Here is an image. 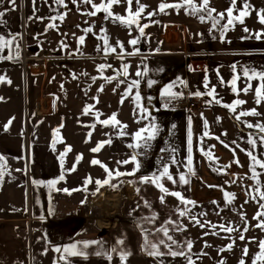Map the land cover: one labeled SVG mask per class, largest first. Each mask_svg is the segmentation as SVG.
Masks as SVG:
<instances>
[{
	"label": "rangeland",
	"instance_id": "rangeland-1",
	"mask_svg": "<svg viewBox=\"0 0 264 264\" xmlns=\"http://www.w3.org/2000/svg\"><path fill=\"white\" fill-rule=\"evenodd\" d=\"M182 2L183 0H139L140 4L146 5L145 12L141 14L140 24L149 26L145 28L144 35L140 36L136 26L128 28L115 22L116 45L123 51L121 53L123 56L113 60L99 57L97 59L100 63H98L92 59L78 58L76 55L67 58L63 56L64 54L60 55L49 49L41 52L44 46L47 47L54 41L52 39L41 43L38 39L36 46H39L41 51L29 53V64H42L46 69L27 66L24 90L27 91L34 80V86L32 85L31 88L36 92V96L29 106H26L22 132L20 134L0 133V157H3L4 165L0 168V172L3 173L0 176V188H4L5 191L26 190V204H32L36 206L35 210L38 209L32 215L46 218L36 222H47L43 225L36 223L35 237H39L38 234L41 231H46L49 238H61V242L67 239V246L77 244L79 250L87 253L79 264H125L120 259L121 252H131L126 264H188L184 256L172 257L167 254L168 248L165 244L172 242L168 241L163 232L157 231L161 227L168 228V234L177 242L172 244V250L184 251L191 257L194 264H221V261L224 264H239L241 259L245 261V264H253L255 255L260 251L259 242L264 241V228L256 226L264 220V215L254 219L258 212H264V209L260 207L264 204V198L260 196V192H264V168L256 165V172L259 175L257 179H252L251 160L246 154V150H251L258 160L264 162V144H261L259 139L261 134L258 129L249 127H234V131L231 132L210 133L200 124L201 118L203 119L201 112L207 109L210 99L207 90L204 89L207 78L206 75L194 72L196 65L190 62L189 57L178 53L183 50L203 51L204 45L211 42L207 40L210 38L207 37V32L209 27L212 28V21L206 19L201 22L200 13L190 14L187 6L181 7L178 11L175 8H168L164 12H159L158 6L161 3ZM246 2L250 6L248 9L250 14L244 17L243 24L235 22L234 28L230 27L225 33L228 37L222 40L226 39L228 42L232 40L234 45H239L241 42L245 45H252V43L261 45L264 43V36L261 39H255L254 36L264 31V24H261L258 19L259 10L264 9V0H247ZM106 3L107 0H105ZM194 3L199 5L202 0H194ZM230 4L231 0H211L210 6L217 12H224ZM127 8L126 0H121L120 3L112 6L111 11L114 14L127 16ZM131 8L133 12L138 9L136 0H133ZM242 8L243 6L236 5L233 15H238V10ZM149 12H155V15L149 17L147 15ZM226 22L227 17L221 20L220 24ZM168 25H174L178 29L179 39L175 42L172 39L173 28ZM245 27L249 29V32L244 31ZM70 29L73 28L69 25V31ZM52 33L53 30L47 32L49 36ZM137 37H139L138 43L131 45L129 41ZM119 42L123 43V48L119 46ZM28 43L29 39L26 45ZM144 48L145 51H142ZM129 53L134 54L129 55ZM200 59L203 58H194V61ZM66 60L79 61L68 63ZM102 64L106 65L103 70L99 68ZM125 65H128L127 76L123 75ZM137 72H141L142 75L137 76ZM76 77L77 84L72 81L70 85L65 80ZM93 77L96 79L93 80ZM107 77H114L110 81L119 83L118 89L121 88L123 91V105L122 108H118L116 114L121 125L127 126L123 128L126 133L123 136L119 134L120 126L99 125V120L109 119L105 113L100 115L99 120L96 115H93L97 112L98 106L102 108L103 103L93 99V96L98 98V92L101 91L98 82L103 80L108 83ZM61 79L64 80L61 81ZM134 80L148 82L151 90L148 91L147 100L140 95V100L136 101L135 95L139 85L133 87L130 95H126L129 84ZM150 81L152 83H149ZM51 84L54 90H58L57 94L51 90ZM172 84L179 90L176 94L172 93L174 95L170 97L165 93L166 90L170 92L173 90L168 89ZM196 85H199L200 89ZM63 88L67 95H61L59 90ZM118 89L117 94L120 96ZM196 92L204 95H193ZM45 96L53 98L50 99L51 111L48 114H45L48 112L47 100L38 102L39 98ZM115 98L111 95L114 105ZM190 98L197 100L194 108L175 105L176 100ZM240 100L246 101L244 105L247 107L251 100H256L255 94L248 93L246 99ZM89 105L92 107L89 113L85 114L84 109ZM43 106L44 114L40 111ZM140 107L148 109V113L144 114L148 116V119H140ZM261 107H264V102ZM11 111L12 108L6 110L4 117L11 114ZM151 123H154L159 131L156 138L150 141L149 146L139 149L129 148L128 144L135 143L134 133ZM248 124H264V111L254 120L249 119ZM92 125H95V128H92ZM241 129L248 131L246 133L237 131ZM189 131L192 137L194 175L188 174L186 167ZM89 132H91L90 138ZM205 132H208L207 136H204ZM19 138L21 144H24L22 157L19 156ZM250 138L257 140L255 149L248 143ZM109 139L112 141L111 144H105L99 152L91 151L101 141ZM69 147L70 151L67 150ZM32 148L35 157L38 158L34 161L31 156ZM201 148L204 152L210 150L213 159L209 160L204 152L200 151ZM134 152L138 153L139 170L134 175L115 176L117 169L122 173L133 171L134 162L128 164L117 162L129 160ZM61 154H65L63 161H61ZM81 154L82 159L77 163V157ZM173 157L176 163H171ZM43 158L48 165L37 163ZM93 159L101 161L113 171L111 184L118 185L117 188L110 185L101 187L95 183L97 180L108 179V176L103 167L91 163ZM236 159L239 160L238 164L234 162ZM165 165L169 167L170 173L177 182L173 183L163 177L161 183L169 189V192L182 193L186 199L194 201V205L182 204L179 198L164 194L155 185L141 181L140 178L143 176L159 174ZM74 166L75 171H72ZM43 169H51L60 176L63 175L64 179L57 181L52 189L47 182L34 184V180L39 181L37 174L44 172ZM181 172L186 174L188 184L179 181ZM89 177L92 183L85 184ZM97 187L99 192L93 195ZM137 188L139 192L136 191ZM63 189L69 191L65 192ZM30 192L32 203L28 201ZM102 192H105L104 200L95 203L94 198ZM225 193L235 194L231 203L228 202L229 198H226ZM162 195H164L163 203L160 200ZM3 201L15 205L22 203L20 198ZM82 201L85 202L81 203ZM58 205L63 208L58 209ZM44 206H51L52 209L43 210ZM182 209H188L185 215H180ZM19 215L23 214L19 213ZM193 216L205 226L200 227V224L191 218ZM106 217L111 218L114 227L103 228L102 221ZM172 221L175 223H171ZM212 225L216 227L213 228ZM220 225L235 230L229 233L220 228ZM178 228L183 230L178 231ZM245 228L247 231H244ZM240 235L244 236L243 240L239 239ZM145 236L150 244L165 241V244L159 245L160 251L165 255L161 257L147 255L142 250L145 245ZM120 240L124 243L120 244ZM84 241H100L101 243L85 246L80 243ZM188 241L192 242L190 251L187 248ZM229 244L233 245L231 250H227ZM35 247V257L31 255V260L37 261L38 246ZM49 247L54 251V245ZM245 247L248 249L246 256L243 254ZM112 249L116 251L113 252ZM221 249L224 250L221 251ZM98 251L111 255V260L106 255H96ZM75 257L78 259V256Z\"/></svg>",
	"mask_w": 264,
	"mask_h": 264
},
{
	"label": "crops",
	"instance_id": "crops-1",
	"mask_svg": "<svg viewBox=\"0 0 264 264\" xmlns=\"http://www.w3.org/2000/svg\"><path fill=\"white\" fill-rule=\"evenodd\" d=\"M243 2L244 0H236V5L243 6ZM93 4H105V0H91V3L88 4H85L83 0H75V3L73 0H64L63 5L57 4L56 0H35V4H33V0H15L14 3L12 0H0V12L4 13L2 21H0V35H3L5 39H11L13 35L16 36V40L13 41L12 46L10 48H4V50L0 52V56L5 57L0 59V77L4 78L0 80L1 134H20L22 132L26 118V106H29V103L33 101L36 96V92L31 88L32 85L34 86V80L29 89L27 91L24 90L26 82L25 72L28 70L27 66L32 68L43 67L46 69L42 64L31 65L28 62L30 58L29 53L31 51H41L40 47L36 46L38 39L41 40L40 43L47 39L54 40L51 44L47 45V47L44 46L41 52L49 49L50 51H55L57 54H64L63 56L67 58H72L76 55L78 58L92 59V61L100 63L97 59L99 57L113 60L114 58L123 56V54H121L123 51L116 45L117 27L114 28L115 21L112 18L106 19V13L103 11L98 12L95 16L88 15L87 13L95 11ZM52 10L55 11L53 12ZM65 13L64 19L60 20L59 16ZM53 17H55V19H52ZM52 23L56 24L57 27L49 28L48 25ZM69 25L70 28H73L70 29V31ZM169 26L173 28L174 34L172 35V39H174L173 42H175L179 39L178 29L175 28L174 25H168V27ZM88 28H91L92 31L85 32V29ZM102 29L104 31H102ZM49 30H53L50 36L47 34ZM105 35L108 38V44L115 47V52L106 53L104 51L106 46L101 37ZM81 36H84L83 44L79 41V37ZM207 37H210L207 40L211 42L204 45L205 48L203 51L183 50L181 53L175 51L178 54L189 57L190 62L196 65L195 73L206 75L207 87H204V89L207 90V93L213 88L215 89V100H213L212 96H209V101L212 102L210 103L208 101L209 104H207V109H203L202 112L199 110L203 117V119L201 118L200 124L203 125V129L207 128L210 133L231 132L234 131V127H248V120H254V118L259 115L242 116L239 121L234 117L239 115L241 111H250L252 109H256L258 113L263 112L264 107L262 108L261 106H263L264 101L257 104L256 100H251L250 105L247 107H245L244 104L237 106L235 113L224 107V105L231 104L237 99H246V94L248 93L255 94V89L259 83L258 79L251 80L252 87L247 93L242 91L248 83V80L243 76V70L244 68H248L250 75L253 70L256 72L264 71V43L261 45L258 43L245 45L241 42L239 45H234L232 40L228 42L226 39H221L219 28L213 29L211 27H209ZM227 37V35H224L223 38ZM28 39L29 43L26 45ZM252 42L256 41L252 40ZM17 43L19 44L18 55ZM8 56H12L13 59H7L6 57ZM194 58L203 59L194 61ZM75 61L79 60H66L68 63H73ZM233 65H235V69H233ZM234 76L239 77L236 84L239 90L238 94L233 92L230 83ZM63 80L64 79H61V81ZM65 80L70 85L72 81H75V84H77V77L74 79L66 78ZM55 82L59 83L58 81ZM98 84L103 90L98 92V98L93 96V99H98V101H102L103 103L101 105L102 108L98 106L96 111L101 115L105 113L108 117H111L113 113L117 114L118 108H122L123 105V102H121L123 101V91H121V88L118 89L119 83L116 81H109L106 83L100 80ZM196 87L200 89L199 85H196ZM117 89L120 92V96L117 94ZM168 89H173L171 93L175 92V94L179 90L174 84ZM51 90H54L52 84ZM150 90L148 82L141 80L137 91H139V94L143 98L145 97V100L148 99L147 94ZM57 91L58 90L55 89L53 92L57 94ZM59 91L61 95H67L64 93V88ZM111 95L116 97L115 105L112 103L113 100L111 99ZM51 96L53 97V95ZM52 97L45 96L38 99V102L47 100L46 108L48 112L45 114L51 111L50 99ZM216 101H219V103ZM11 108V114L5 118L3 114L6 110L8 111ZM18 123L19 125H17ZM6 125L7 128H5ZM99 125L103 126L102 124ZM237 131L246 133L248 130L241 129ZM19 141L20 138L18 143ZM33 148L31 156L34 161V159L38 158L35 157ZM19 153V156H24V144H21V141ZM37 163L48 165L45 158L39 159ZM43 171L44 172L39 175L37 174L39 181H44L46 183L54 180H61L60 174L53 172L51 169H43ZM26 192V190L18 189L5 191L4 188H0V264H79L82 262L83 256H81V259H79L80 256H78L79 261H77L78 259L75 256H70L63 251H55L56 248L63 249L67 247V239L61 242V238H49L50 236H48L46 231H41V233L38 234L39 237H35L36 232L34 229L36 223H41L43 225V223L47 222H36V220H43L46 218L44 216L32 215V213L34 214L38 209L35 210L34 207L36 208V206L32 204H26ZM11 198H20L22 203H17L18 205L9 203L8 201L4 203L3 200H11ZM28 201L30 203L33 201L31 200V192ZM46 208L52 209L51 206H44L43 210H46ZM57 208L61 209L63 207L58 205ZM27 210H29V212ZM19 213L23 215H19ZM36 245L38 246L37 261L34 259L31 260V255L35 257ZM53 245L55 246L54 251L53 248L50 249L49 247Z\"/></svg>",
	"mask_w": 264,
	"mask_h": 264
},
{
	"label": "snow or ice",
	"instance_id": "snow-or-ice-1",
	"mask_svg": "<svg viewBox=\"0 0 264 264\" xmlns=\"http://www.w3.org/2000/svg\"><path fill=\"white\" fill-rule=\"evenodd\" d=\"M12 2L14 3L15 0H12ZM73 2L75 3V0H73ZM83 2L85 4H88V3H91V0H83ZM120 2H121V0H107L106 4H101V5L93 4V8H95V11L89 12L87 14L95 16V15H97L98 12L103 11V12L106 13V17H105L106 19L107 18H112L115 22H119V23L123 24L124 26H126L128 28H131L132 26H136L138 28V30H139L140 36H143L145 28H147L149 26L148 24H144V25L140 24L141 14L145 12L146 5L140 4L139 0H136V3L138 4V9L135 12H133L132 8H131L133 0H126V3L128 5L127 16H124V15L114 14L111 11L112 6L114 4H118ZM56 3L63 5L64 4V0H56ZM33 4H35V0H33ZM210 4H211V0H202V3L199 4V5H196L194 3V0H183L182 3H177V4L161 3L158 6V9H159V12H164L168 8H175L178 11L181 7L187 6L188 9L190 10V14L196 15V14L200 13L199 19H200L201 22H204L206 19L207 20H211L213 29H216L218 27V25H219L221 39H223L225 33L227 32V30H229L230 27L234 28L235 22H239L240 24H243L244 23V17L250 14V12L248 11L250 6L246 2V0H244V2H243V8L241 10H238V15H235V16L233 15V12H234V9H235V6H236V0H231L230 6L224 12H217V10L215 8H212L210 6ZM214 13H215V15H213ZM3 15H4V13L0 12V21H2ZM65 15H66V13L63 14V15H60L59 19L63 20ZM147 15L149 17H151V16L155 15V12H149V13H147ZM225 17H227V22L224 23V24H220V21L224 20ZM52 19H55V17H53ZM258 19H259V22L261 24H264V9L259 10ZM157 23H158V21H157ZM48 27L49 28H56L57 26H56V24L52 23V24H49ZM90 31H92L91 28L85 29V32H90ZM102 31H104V30L102 29ZM244 31L245 32H249V29L245 27ZM262 36H264V31L256 33L254 38L255 39H261ZM101 39L104 41V44L106 46L104 48V51L106 53L107 52H115L116 51L115 47H112V46H110L108 44V38H107L106 35L102 36ZM15 40H16V36L15 35H13L11 39H5V37L3 35H0V52H2L4 50V48H6V47L10 48L12 46V44H13V41H15ZM138 40H139V37L133 38V39H131L129 41V43L131 45H136L138 43ZM79 41H80L81 44H83L84 36L79 37ZM62 44H63V42H62ZM119 46L121 48L124 47L122 42H119ZM16 47H17V49H19V44L18 43L16 44ZM18 54L19 53L17 52V55ZM132 54H134V53H129V55H132ZM3 58H5V57L0 56V59H3ZM6 58L7 59H13L12 56H8ZM105 67H106V65H103V64L99 66V68L101 70H103ZM127 67H128V65H125V70L123 72V75H125V76L128 75ZM232 67H233V69H235V65H233ZM117 75H119V73ZM136 75L140 76V75H142V73L141 72H137ZM243 76L248 80V83H247L246 87L242 91L247 93L252 87L251 80L252 79H258L259 83H258L257 88L255 89L256 103L259 104L261 101H264V71L256 72V71L253 70L251 75H250L249 74V69L248 68H244ZM3 79H4L3 77H0V80H3ZM95 79L96 78L93 77V80H95ZM106 79L110 81V80L114 79V77H107ZM238 79H239L238 76H234L233 79L230 81V83L232 85L233 92H236L237 94L239 92V90L236 87ZM121 83H123V81H121ZM139 83H140V81H138V80L132 81L129 84V86H128L126 95H130L131 92H132L133 87L138 86ZM149 83H152V82L150 81ZM205 87H207V83H205ZM102 90H103V88L101 87V91ZM214 93H215V89L213 88L212 90H210L207 93V95L212 96L213 100H215ZM165 94L169 95V96L172 95V93L170 91H168V90H166ZM193 95L200 96V95H204V94L200 93V92H196V93H193ZM135 99H136V101L140 100V94H139L138 91L136 92ZM121 102H123V101H121ZM209 102L211 103L212 101H209ZM216 102L219 103V101H216ZM245 103H246V101L237 99V100L233 101V103H231V104H225L224 107L230 109L233 113H235L236 110H237V106L243 105ZM91 107H92L91 105L87 106L84 109V113L88 114L90 109H91ZM139 111H140V114H141L140 115V119H148V116L144 115L145 113H148V109L147 108L140 107ZM95 115H96L97 119L99 120V116L101 114L99 112H96ZM148 115H150V113ZM247 115H256V116H258V115H260V113H258L256 111V109H252L250 111H241L239 113V115H236L234 118L237 121H239L242 116H247ZM99 123L102 124V125H105V126H107L109 124H112L114 126H120L121 130H120L119 134L121 136L126 134L123 131V128H126L127 126L126 125H121V122L119 120H117L115 113H113V115L111 117H109V119H107V120H99ZM247 126L249 128L255 127L256 129H258L259 133L261 134L260 137H259L260 142H261V144H264V124H257V125L248 124ZM91 127L95 128V125H92ZM5 128H7V125L5 126ZM158 131H159V129L154 123H151L149 126H147L145 128H140L138 131H136L134 133L135 143L128 144V147L132 148V149H139L141 147L149 146L150 141H152V140H154L156 138V135H157ZM57 132H58V130H57ZM207 135H208V132H205L204 136H207ZM88 136H89V138L91 137V132L88 133ZM216 139H219V137H216ZM111 143H112L111 139L106 140V141H101L97 145V147L91 149V151L92 152H99L101 150V148L105 144H111ZM221 143H223V142L221 141ZM248 143L252 146L253 149H255V147L257 145V140L254 139V138H250L248 140ZM67 150L70 151L71 150L70 147ZM200 151L204 152V150L202 148L200 149ZM233 151H235V150L233 149ZM65 154H61V161H63V156ZM246 154L250 157V160H251L250 167H251L252 173H253L251 178L252 179H257L259 173L256 172V165H260L262 168H264V162L258 160L257 157L255 155H253V152L251 150H246ZM137 155H138V153L134 152V154L130 157L129 160H124V161H118L117 162V163H122V164H128L130 162H134L135 163V167H134L132 172L122 173V172H120L117 169L115 171V176L119 177V176H124V175H134L135 172L138 171L139 168H140V163L137 160ZM204 155L207 156L209 158V160L213 159V154H212V152L210 150L204 152ZM80 159H82V154L77 157V163L79 162ZM2 161H3V157H0V168L4 167ZM234 162L238 164L239 160L236 159ZM91 163L94 164V165H100L101 167H103L105 169L106 173H107V176H108V179H105L103 181H100V180L95 181V183L97 185H99L101 187L104 186V185H110L113 188H117L118 187V185L111 184V179L113 178V171L108 169L107 165L103 164L101 161H99L97 159H93ZM171 163H176V160H175L174 157L172 158ZM192 163H193V161H192V137H191V132L189 131V136H188V157H187V165H186V167L188 169V174L194 175L195 172H194V169L192 167ZM71 170L75 171V166ZM214 170L219 171V169H214ZM2 175H3V173L0 172V176H2ZM163 177H166L168 180L172 181L173 183L177 182L176 179H174V177L170 173L169 167L167 165H165L163 167L162 171L159 174H153L150 177L149 176H143L140 179H141V181L143 183H150V184L155 185L164 194H170L172 196H175V197L179 198V200H180V202L182 204H185V205H188V204L194 205L195 204L194 201L186 199L182 195V193H180V192H175V191L169 192V189L164 187V185L161 183V179ZM60 179L63 180L64 176L62 175L60 177ZM179 181L182 182L183 184H188L189 183V180L186 178V174L183 173V172H181L179 174ZM233 182H235V180ZM33 183L34 184H43L45 182L44 181H35L34 180ZM47 183H48L49 188L52 189V188L55 187L57 181L54 180V181H49ZM89 183H92L91 177L87 178L86 181H85V184H89ZM210 187H212V186H210ZM75 190H78V189H75ZM63 191L68 192L69 190L68 189H63ZM136 191L139 192V188H137ZM97 192H99V187H97L96 191L93 192V195H95ZM225 196H226V198H229L228 202L231 203L232 199H234V197H235V194L234 193H225ZM260 196H261V198H264V192H260ZM253 199H255V196H253ZM160 200L163 203L164 195H162L160 197ZM84 202L85 201H82L81 203H84ZM145 203L147 204V202H145ZM260 207L262 209H264V204H261ZM187 211H188V209H182L180 211V215H185L187 213ZM261 215H264V212H258L256 214V216H254V219H259V217ZM191 218L197 224H200V221L195 216H193ZM171 223H175V222L172 221ZM204 226L205 225L200 224V227H204ZM256 226L264 228V220H261ZM212 227L215 228L216 225H212ZM220 228H222L224 231L229 232V233H231L232 231L235 230V229H233L231 227H227L226 228L224 225H220ZM177 230L178 231H182L183 229L182 228H178ZM157 231L163 232L164 236L167 237L168 241H171L172 243L171 244H165V241L161 240L159 242V244H150L147 241V237L145 236V245H144L142 250L145 251L147 255L153 256V257L164 256L165 253L160 251L159 245L160 244H165V246L168 248V253H167L168 255H170L172 257L184 256L188 260V264H194V261H192L191 257L188 256L184 251H179L178 252V251H173L172 250V244H176L177 242L175 240H173L172 236H170L168 234V232H169L168 228L161 227V228L157 229ZM244 231H247V228H245ZM205 234L207 235L208 233H205ZM213 234H216V233H213ZM239 239L243 240L244 236L240 235ZM80 243H82L85 246H87L89 244H99L101 242L100 241H91V242L84 241V242H80ZM119 243L123 244L124 241L120 240ZM206 246H208V245H206ZM232 247H233V245L229 244L227 246V250H231ZM187 248H188L189 251L191 250V248H192V242L191 241L187 242ZM259 248H260V251L255 255V258L253 260V264H257V262H261V264H264V241H260L259 242ZM223 250L224 249H221V251H223ZM55 251L56 252L63 251V252L68 253V254H70L72 256H85V257L87 256V253H85L83 250H79L77 248V244H71V245H69V246H67V247H65L63 249L56 248ZM112 251L115 252L116 249H112ZM95 254L96 255H106L107 258L109 260H111V255H109L106 252L98 251ZM243 254L245 256L248 254L247 247H245L243 249ZM130 255H131V252H121L120 253V259L122 261H124L125 264H126L127 257L130 256ZM205 255H206V253H205ZM221 264H224V262L221 261ZM239 264H245V261L243 259H241L239 261Z\"/></svg>",
	"mask_w": 264,
	"mask_h": 264
},
{
	"label": "built area",
	"instance_id": "built-area-1",
	"mask_svg": "<svg viewBox=\"0 0 264 264\" xmlns=\"http://www.w3.org/2000/svg\"><path fill=\"white\" fill-rule=\"evenodd\" d=\"M196 104H197V100L194 98H190L188 100H182V101H180V99H179V100H176V102H175V105H177V106H187L189 108H194L196 106ZM128 196H130V195H128ZM102 224L104 225L103 228H105V229H108L110 227H114V222L112 224V220L110 217L105 218L102 221Z\"/></svg>",
	"mask_w": 264,
	"mask_h": 264
},
{
	"label": "water",
	"instance_id": "water-1",
	"mask_svg": "<svg viewBox=\"0 0 264 264\" xmlns=\"http://www.w3.org/2000/svg\"><path fill=\"white\" fill-rule=\"evenodd\" d=\"M142 50L145 51V48L142 49ZM104 198H105V192H102V193H100L98 196H96V197L94 198V202H95V203H96V202H100V201L104 200Z\"/></svg>",
	"mask_w": 264,
	"mask_h": 264
},
{
	"label": "bare ground",
	"instance_id": "bare-ground-1",
	"mask_svg": "<svg viewBox=\"0 0 264 264\" xmlns=\"http://www.w3.org/2000/svg\"><path fill=\"white\" fill-rule=\"evenodd\" d=\"M17 52H19V49H17ZM189 108V107H188ZM45 109H44V106H43V108L40 110L41 112H42V114H43V111H44ZM40 112V113H41ZM106 218H108V217H106ZM117 224V223H116Z\"/></svg>",
	"mask_w": 264,
	"mask_h": 264
},
{
	"label": "trees",
	"instance_id": "trees-1",
	"mask_svg": "<svg viewBox=\"0 0 264 264\" xmlns=\"http://www.w3.org/2000/svg\"><path fill=\"white\" fill-rule=\"evenodd\" d=\"M170 97H172V96H170Z\"/></svg>",
	"mask_w": 264,
	"mask_h": 264
}]
</instances>
